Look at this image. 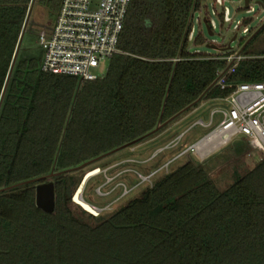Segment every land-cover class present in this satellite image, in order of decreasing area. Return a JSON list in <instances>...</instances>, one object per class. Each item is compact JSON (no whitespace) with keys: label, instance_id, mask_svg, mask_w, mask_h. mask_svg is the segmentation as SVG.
Listing matches in <instances>:
<instances>
[{"label":"trees","instance_id":"obj_1","mask_svg":"<svg viewBox=\"0 0 264 264\" xmlns=\"http://www.w3.org/2000/svg\"><path fill=\"white\" fill-rule=\"evenodd\" d=\"M60 1L46 0L55 11ZM206 1L132 0L119 53L94 81L17 55L0 104V264H264V159L223 190L186 161L105 219L81 210L87 221L70 209L82 169L45 180L52 214L35 206L39 182L27 183L140 139L200 97L264 81V55L240 50L231 69V49H191L204 43L187 37ZM30 3L0 0V96Z\"/></svg>","mask_w":264,"mask_h":264},{"label":"rangeland","instance_id":"obj_2","mask_svg":"<svg viewBox=\"0 0 264 264\" xmlns=\"http://www.w3.org/2000/svg\"><path fill=\"white\" fill-rule=\"evenodd\" d=\"M257 2L259 0H250L248 8H245L243 0H225L223 5L229 11L231 22L222 24L218 16L211 14V0H207V17L214 20L217 28L213 35H209L204 23L205 12L194 13L193 18L199 20V24H194L195 34H200L204 43L199 46L191 45V49L215 55L219 52L207 48V45H214L217 49H222L227 47L231 38L237 34L230 46L231 56L240 54V50H243L242 55H264V28H262L264 22L259 23V19L264 17V8ZM30 7L18 56L20 59L37 60L42 57L41 43L50 38L53 32L57 11L46 0H34ZM202 7H205V4ZM216 10L220 12L221 8L216 7ZM243 20L247 21V24L245 22L240 24V21ZM235 26H239L238 31L234 30ZM244 28L248 30V33H243ZM260 28H262L261 32L250 40ZM108 65L109 61L107 60L97 69H92L91 72L96 75L97 79H101L106 74ZM221 107H225V103L217 98L202 100L151 136L84 167L78 173L82 174V179L73 196L80 190L82 200L95 209L92 213L85 211L74 203L72 196L70 209L73 215L84 221L89 220L86 215L80 212L82 210L93 217L105 219L129 200L138 197L142 190L166 174L165 162L217 125L221 119L220 115L214 116L213 124L210 127L203 128L195 123L197 120L207 121L210 112ZM178 137H180L178 146L170 147L172 141ZM202 154L203 157H197L188 153L177 158L167 167V173L186 161H192L203 168L218 189L223 190L248 172L256 162L264 159V156L243 138L233 139L217 150L206 147ZM157 167H161L162 170L151 177L149 182L139 177V175L146 177ZM93 169H97L98 172L85 180V176Z\"/></svg>","mask_w":264,"mask_h":264},{"label":"built area","instance_id":"obj_3","mask_svg":"<svg viewBox=\"0 0 264 264\" xmlns=\"http://www.w3.org/2000/svg\"><path fill=\"white\" fill-rule=\"evenodd\" d=\"M131 1L61 0L53 32L50 38L41 43L40 70L53 75L76 77L79 82L96 80L97 77L91 70L97 69L119 53V37ZM224 2L225 0H211L210 4L211 14L218 16L222 24L231 22ZM262 2L264 1L259 0V5L264 8ZM216 7H220L221 11L217 12ZM198 12H205L204 23L213 35L217 26L214 20L207 17L206 4L195 13ZM259 20V23L264 22V17ZM244 21H240V24ZM194 24H199V20L192 15L187 37L189 42L196 36ZM234 30L238 31L239 26H235ZM243 33H248V30L244 28ZM240 59L242 56L239 53L226 58L230 66L232 65L231 69ZM224 73L217 79L220 89L226 88ZM217 100L225 103V107L213 109L207 121L197 120L195 123L203 128L210 127L214 116L220 115L217 125L165 162L166 173L167 167L181 156L190 153L203 157L204 148L217 150L237 138H243L264 156V81L235 84L227 96ZM179 140L180 137L173 140L170 147L178 146ZM157 168L146 177H139L149 182L151 177L162 170L161 167Z\"/></svg>","mask_w":264,"mask_h":264},{"label":"water","instance_id":"obj_4","mask_svg":"<svg viewBox=\"0 0 264 264\" xmlns=\"http://www.w3.org/2000/svg\"><path fill=\"white\" fill-rule=\"evenodd\" d=\"M244 1V7L245 8H248V4H249V1L250 0H243ZM33 2L34 0H31V3H30V6L33 5ZM258 4H260L259 2H257ZM29 6L28 8V11H27V14H26V17H25V20H24V24H23V27H22V30L20 32V35H19V39H18V42H17V45H16V48H15V51H14V54H13V58H12V61H11V64H10V68H9V72L7 74V77H6V80H5V84H4V87H3V90H2V93H1V96H0V104H1V100H2V97H3V94L5 92V89H6V86H7V83H8V80H9V77H10V73H11V70L13 68V65H14V62L16 60V57L18 55V52H19V48H20V43H21V40H22V37H23V33H24V30H25V27H26V24H27V21H28V17H29V13H30V9L31 7ZM262 6V5H261ZM206 29H207V32L209 35H212L211 31L209 30L208 26H206ZM261 29V28H260ZM259 29V30H260ZM258 30V31H259ZM256 31V33L258 32ZM256 33H254L253 36L256 35ZM252 36V37H253ZM251 37V38H252ZM236 38V35H234L231 40L229 41L226 49L227 50H230L231 49V43L235 40ZM250 38V39H251ZM207 48L209 49H214L216 51H218V49L214 46V45H207ZM201 100V97L194 103L197 104L198 102H200ZM193 105L187 107L185 110H183L182 112L178 113L177 115H175L174 117L170 118L169 120H167L166 122H164L163 124L157 126L153 131H151L150 133H148L147 135H145L144 137L140 138V139H137L131 143H128L120 148H117L113 151H110L106 154H103L93 160H90L88 162H85L83 164H81L80 166L76 167V168H71V169H68V170H64V171H60V172H57V173H50L49 175L47 176H44L42 178H38V179H34V180H31V181H28L27 183H32V182H39L38 184H36L35 186V206L40 209L41 211H43L44 213H47V214H52L53 211H54V187H53V183L51 181H45L49 178H53V177H58L60 175H63V174H66V173H69V172H72V171H76V170H81L83 169L84 167L94 163V162H97L98 160L108 156V155H111L112 153L114 152H117L119 150H122L124 148H127V147H130V146H133L135 145L136 143L140 142L141 140L151 136L152 134L156 133L157 131H159L161 128H163L165 125L171 123L173 120H175L179 115H181L182 113H184L185 111H187L188 109H190ZM44 181V182H43Z\"/></svg>","mask_w":264,"mask_h":264},{"label":"bare ground","instance_id":"obj_5","mask_svg":"<svg viewBox=\"0 0 264 264\" xmlns=\"http://www.w3.org/2000/svg\"><path fill=\"white\" fill-rule=\"evenodd\" d=\"M98 172V170H93L90 171L86 176H85V180L88 179L90 176L96 174ZM84 183V182H83ZM73 201L74 203H76L77 205H79L81 208H83L85 211H89V212H94L93 209L95 208H91L87 203H85L81 197H80V190H78L75 195L73 196Z\"/></svg>","mask_w":264,"mask_h":264},{"label":"crops","instance_id":"obj_6","mask_svg":"<svg viewBox=\"0 0 264 264\" xmlns=\"http://www.w3.org/2000/svg\"><path fill=\"white\" fill-rule=\"evenodd\" d=\"M200 138H201V137H200ZM200 138H199V139H200ZM197 140H198V139H197ZM197 140H196V141H197ZM194 142H195V141H194ZM194 142H193V143H194ZM191 144H192V143H191Z\"/></svg>","mask_w":264,"mask_h":264}]
</instances>
